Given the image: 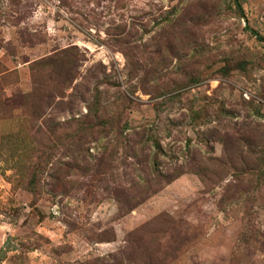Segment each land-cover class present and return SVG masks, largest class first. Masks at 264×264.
<instances>
[{
    "label": "rangeland",
    "instance_id": "1",
    "mask_svg": "<svg viewBox=\"0 0 264 264\" xmlns=\"http://www.w3.org/2000/svg\"><path fill=\"white\" fill-rule=\"evenodd\" d=\"M243 13L0 0V264H264V0Z\"/></svg>",
    "mask_w": 264,
    "mask_h": 264
},
{
    "label": "trees",
    "instance_id": "2",
    "mask_svg": "<svg viewBox=\"0 0 264 264\" xmlns=\"http://www.w3.org/2000/svg\"><path fill=\"white\" fill-rule=\"evenodd\" d=\"M231 1L234 5L236 14L239 15L241 18L245 19L244 13H243V1L244 0H231ZM251 32H252L253 36L258 41L264 42V37L260 36L258 33H255L253 31H251ZM0 74H2V72H0ZM88 112H89V109H88ZM142 141H143V139H141V142ZM255 148H259L260 150H257ZM225 151L226 150L224 149V152ZM251 153L255 155L254 156L255 158H252L253 159L252 162L245 164L244 173H246L248 175H256L258 178L264 179V145L261 147L255 145L253 150L251 151ZM29 184L31 186H33V183L30 182ZM32 191H33V189H32Z\"/></svg>",
    "mask_w": 264,
    "mask_h": 264
}]
</instances>
